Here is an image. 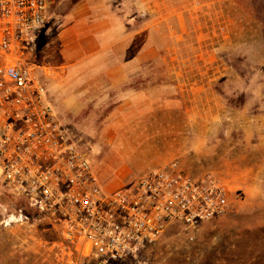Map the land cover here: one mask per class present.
Returning <instances> with one entry per match:
<instances>
[{
  "label": "rangeland",
  "instance_id": "374dc122",
  "mask_svg": "<svg viewBox=\"0 0 264 264\" xmlns=\"http://www.w3.org/2000/svg\"><path fill=\"white\" fill-rule=\"evenodd\" d=\"M97 1L48 0L45 26L24 57L47 93L44 50L64 32L76 6L81 10ZM110 2L125 34L136 37L138 54L151 53L152 68L181 71L182 82L210 85V100L223 105L217 142L211 137L203 144L211 147L215 142L226 149L212 154L199 149L192 169L179 163L193 177L216 178L229 192V207L222 216L187 231L170 226L136 260L117 264H264V0ZM92 110H84L82 117L56 113L94 171L104 160L109 171L113 169L110 178L120 175L118 184L106 181L105 186L135 182L143 173L133 177L136 172L119 171L108 161L114 156L112 141L101 139L100 123L85 121ZM15 206L0 179V264H60L51 247L57 236L45 222L27 210L28 221L9 223Z\"/></svg>",
  "mask_w": 264,
  "mask_h": 264
},
{
  "label": "built area",
  "instance_id": "2783aa9c",
  "mask_svg": "<svg viewBox=\"0 0 264 264\" xmlns=\"http://www.w3.org/2000/svg\"><path fill=\"white\" fill-rule=\"evenodd\" d=\"M48 0H0V179L16 213L31 211L57 236L60 264L136 260L173 225L186 231L225 214L229 192L178 161L108 188L25 65L44 28ZM20 204V208L17 206Z\"/></svg>",
  "mask_w": 264,
  "mask_h": 264
},
{
  "label": "crops",
  "instance_id": "0c3cea01",
  "mask_svg": "<svg viewBox=\"0 0 264 264\" xmlns=\"http://www.w3.org/2000/svg\"><path fill=\"white\" fill-rule=\"evenodd\" d=\"M98 1L76 6L64 32L44 50L49 73L43 80L57 113L82 117L92 108L85 121L100 123L101 139L112 141L108 161L119 171L136 172L133 177L174 160L192 169L199 149H226L215 143L223 105L210 100V85L182 82L181 71L152 68L151 53L138 54L136 37L125 34L110 0ZM211 137L215 142L206 147ZM99 164L102 183L120 182V175L110 178L113 169L104 160Z\"/></svg>",
  "mask_w": 264,
  "mask_h": 264
},
{
  "label": "trees",
  "instance_id": "16d2710c",
  "mask_svg": "<svg viewBox=\"0 0 264 264\" xmlns=\"http://www.w3.org/2000/svg\"><path fill=\"white\" fill-rule=\"evenodd\" d=\"M17 206L20 208V206H21V205H20V204H18ZM28 211H29V210H28ZM24 212H25V214H26L27 210L25 209V211H24ZM29 212H31V211H29ZM31 213H32V212H31ZM32 214H33V213H32ZM27 215H28V214H27Z\"/></svg>",
  "mask_w": 264,
  "mask_h": 264
}]
</instances>
